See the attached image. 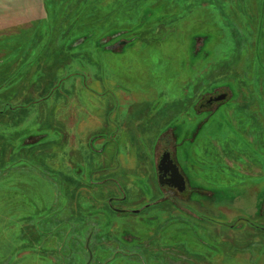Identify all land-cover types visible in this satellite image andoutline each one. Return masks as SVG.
<instances>
[{
  "label": "rangeland",
  "instance_id": "obj_1",
  "mask_svg": "<svg viewBox=\"0 0 264 264\" xmlns=\"http://www.w3.org/2000/svg\"><path fill=\"white\" fill-rule=\"evenodd\" d=\"M224 86L208 119L183 124L211 139L206 154L195 142L190 168L178 148L214 191L209 220L106 212L116 193L125 208L155 198L154 134L107 138L106 119L144 104L152 124L171 100L179 126ZM196 258L264 264V0H0V264Z\"/></svg>",
  "mask_w": 264,
  "mask_h": 264
},
{
  "label": "flooded vegetation",
  "instance_id": "obj_2",
  "mask_svg": "<svg viewBox=\"0 0 264 264\" xmlns=\"http://www.w3.org/2000/svg\"><path fill=\"white\" fill-rule=\"evenodd\" d=\"M112 38V37H110ZM110 41V40H109ZM106 44H111V42ZM112 41V40H111ZM122 42H124L122 40ZM102 44H105L104 42ZM209 93L207 97L198 101L191 110L187 111L183 117V120L179 121V126H176L174 121L176 117H172L173 111L170 109L171 104L174 101L169 100L166 105L163 104V111L157 112L154 116L153 123L150 124L146 121L144 113V104L142 110H135L133 114H130L129 117L122 116V119L119 121H114L112 123L111 117L106 119L105 127H109L111 131L109 132L107 138H124L128 137L130 139H145L144 130L153 133V139H155V144L153 145V163H152V195H155V198L151 202H146L140 206L134 208H125L127 204L126 200L124 201V196L116 193L109 201H106L103 208H106V212H113L114 214H122L125 212L130 213L129 215L141 214V213H150L154 211H159L160 209H166L167 212L175 211L176 207H181L189 210L191 217H194L196 220L200 219L202 221H208V218L204 217V212L207 211V206L204 203H209V197L214 196V191L209 189V185L205 183L203 177L198 179L196 174L189 172V168H185L179 161L178 150L179 145L183 147L184 152L187 157V163L190 168L193 167V161L196 155V151L192 149V145L197 142V151L200 152L202 156L206 154L207 150V137H204V134L198 135L196 132H190L186 130L184 123L193 122L192 118L197 122L202 121L205 118H209L222 103L229 99L230 90L228 87ZM220 95H225L223 99L217 100V97ZM130 111H132L130 109ZM144 116V117H143ZM188 118V119H186ZM134 125H133V124ZM125 126L123 129L127 135H119L120 125ZM181 129V131L179 130ZM204 141V142H203ZM188 147V150H186ZM203 157L200 160V170H206L203 161ZM219 192L220 187L217 185ZM119 194V197L117 196ZM147 192L142 196H146ZM150 197V195H149ZM166 197H168L166 199ZM215 197V196H214ZM219 200H215V203H220ZM158 199L157 202H155ZM114 200L123 203H113ZM150 200V198H149ZM125 202V203H124ZM221 204V203H220ZM125 205V207H124ZM97 211H101L100 207L96 208ZM100 212V213H101ZM104 212V211H103ZM220 213V215H219ZM217 218H225L224 211L220 205ZM97 214H99L97 212ZM150 215L146 216V220L151 219ZM204 217V219H203ZM210 217V216H209ZM128 242V240H127ZM112 247H110L111 249ZM115 251V248L114 250ZM129 254H134L130 252ZM136 255V254H135ZM190 264H203L202 262H197Z\"/></svg>",
  "mask_w": 264,
  "mask_h": 264
},
{
  "label": "water",
  "instance_id": "obj_3",
  "mask_svg": "<svg viewBox=\"0 0 264 264\" xmlns=\"http://www.w3.org/2000/svg\"><path fill=\"white\" fill-rule=\"evenodd\" d=\"M225 97V95H222L221 97H220V95L217 97V100H220V99H223ZM90 258H91V254H90Z\"/></svg>",
  "mask_w": 264,
  "mask_h": 264
},
{
  "label": "trees",
  "instance_id": "obj_4",
  "mask_svg": "<svg viewBox=\"0 0 264 264\" xmlns=\"http://www.w3.org/2000/svg\"><path fill=\"white\" fill-rule=\"evenodd\" d=\"M11 107H13V106H11ZM10 109H13V108H10Z\"/></svg>",
  "mask_w": 264,
  "mask_h": 264
}]
</instances>
